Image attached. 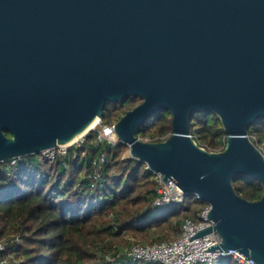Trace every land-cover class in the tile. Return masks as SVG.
Instances as JSON below:
<instances>
[{"label":"water","instance_id":"1","mask_svg":"<svg viewBox=\"0 0 264 264\" xmlns=\"http://www.w3.org/2000/svg\"><path fill=\"white\" fill-rule=\"evenodd\" d=\"M141 99L116 122L130 157L209 206L221 242L264 264V151L249 128L264 118V0H0V162L68 145L109 103ZM172 116L161 141L138 136ZM217 115L223 150L200 145L196 112ZM261 182L262 197L234 181Z\"/></svg>","mask_w":264,"mask_h":264},{"label":"trees","instance_id":"2","mask_svg":"<svg viewBox=\"0 0 264 264\" xmlns=\"http://www.w3.org/2000/svg\"><path fill=\"white\" fill-rule=\"evenodd\" d=\"M139 102L140 98L130 97L124 103H109L102 122H117ZM172 132L171 113L164 110L150 117L138 136L161 141ZM191 132L209 150L226 146L227 134L215 114L196 112ZM249 135L264 149V118L249 128ZM96 136L97 130H91L85 143L72 146L67 156L54 162L43 153L0 162V238L15 234L21 238L4 252L12 264H162L117 257L113 244L124 232L152 235L153 241L176 238L186 218L200 220L198 212L206 202L185 195L184 202L155 205L159 195L155 172L126 154V143L111 145ZM102 155L106 161L94 164ZM234 185L242 197H262L263 186L255 178L239 176ZM216 264L237 262L225 257Z\"/></svg>","mask_w":264,"mask_h":264},{"label":"built area","instance_id":"3","mask_svg":"<svg viewBox=\"0 0 264 264\" xmlns=\"http://www.w3.org/2000/svg\"><path fill=\"white\" fill-rule=\"evenodd\" d=\"M115 124L116 122L104 123L100 120L92 129L97 130L96 140L106 141L111 145L119 144L121 140L116 132ZM87 134L70 145H57L44 150L42 153L49 161L54 162L59 156H67L72 146H81L85 143ZM139 138L144 141L157 140L150 136H139ZM162 140H165V138L163 137ZM73 156L76 157L77 153L74 152ZM106 159L107 157L102 155L94 161V164H100L106 161ZM98 177L99 173L95 171L93 178L97 179ZM155 180L158 182L159 193L154 201L155 205H166L173 201L184 202L185 194L173 179L165 182L160 173H155ZM209 209L210 206L208 204L200 208L198 212L199 221L186 218L182 224L181 235L176 238L146 242L132 236L129 237L131 240L130 244L119 248L117 257L126 256L144 261H158L162 264H216L222 258L231 257L237 264H258L254 258H247V256L236 249L204 250L208 249L211 245L221 242V236L216 231L189 239V237L196 234L199 230L213 224V221L208 217ZM20 241L19 235L0 238V264H12L10 260L11 256H4V252L8 244H17Z\"/></svg>","mask_w":264,"mask_h":264},{"label":"rangeland","instance_id":"4","mask_svg":"<svg viewBox=\"0 0 264 264\" xmlns=\"http://www.w3.org/2000/svg\"><path fill=\"white\" fill-rule=\"evenodd\" d=\"M150 137H152L151 135H149ZM223 140V139H222ZM224 141V140H223ZM223 143V142H222ZM262 149V148H261ZM264 151V149H262ZM126 154H129L130 155V150H128L126 152ZM153 234V233H152ZM17 235V234H15ZM134 237L136 239H139V240H142V241H146V242H151L153 241L152 240V235L149 236V238H144L142 236H139V235H132V234H129V233H123L122 236H120L117 240H115L114 244H113V248L114 247H117L118 249L119 248H122L124 246H127L130 244L131 240L129 239V237ZM109 246V245H108Z\"/></svg>","mask_w":264,"mask_h":264},{"label":"bare ground","instance_id":"5","mask_svg":"<svg viewBox=\"0 0 264 264\" xmlns=\"http://www.w3.org/2000/svg\"><path fill=\"white\" fill-rule=\"evenodd\" d=\"M100 122V120H98L94 125H92L90 128H94L96 126V124H98ZM88 133V131H85L83 134H81L78 138H76L73 142H71L70 144L76 142L77 140H79L82 136L86 135ZM68 144V145H70ZM64 145V144H62Z\"/></svg>","mask_w":264,"mask_h":264}]
</instances>
